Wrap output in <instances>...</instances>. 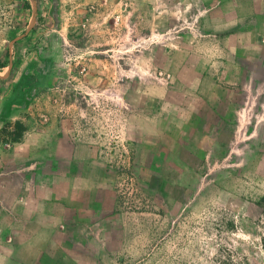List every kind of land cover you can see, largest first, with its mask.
Listing matches in <instances>:
<instances>
[{"label":"rangeland","instance_id":"1","mask_svg":"<svg viewBox=\"0 0 264 264\" xmlns=\"http://www.w3.org/2000/svg\"><path fill=\"white\" fill-rule=\"evenodd\" d=\"M215 2L0 0L1 251L86 170L110 220L41 228L43 264H264V81H225Z\"/></svg>","mask_w":264,"mask_h":264},{"label":"crops","instance_id":"2","mask_svg":"<svg viewBox=\"0 0 264 264\" xmlns=\"http://www.w3.org/2000/svg\"><path fill=\"white\" fill-rule=\"evenodd\" d=\"M208 15L209 18L213 15L215 20L210 44L213 49H220L222 60L230 61L223 66L237 68L225 81L237 84V89L246 94L245 83L264 81L254 79V76L264 74H260L264 72V0H216ZM215 59L216 56L206 55L209 62ZM243 66L250 68L245 74L241 71ZM260 69L263 70L260 72ZM206 108L214 118L222 115L209 102ZM53 192L50 202L43 198L39 200L33 210L34 220L24 218L21 223L13 222L23 227L34 226L37 230L18 240L16 245L13 225L12 237L8 236L1 245L0 264H43V259L52 260L45 249L48 238L41 235V228H48L49 234L63 235V231L68 232L74 227H103V222L110 220L114 210L115 194L111 184L106 177H97L86 170L82 173L71 170L66 177L57 180ZM17 211H31L28 202H23V207Z\"/></svg>","mask_w":264,"mask_h":264}]
</instances>
